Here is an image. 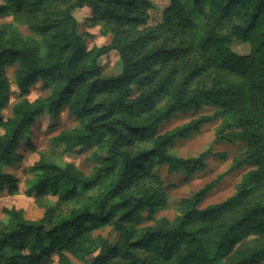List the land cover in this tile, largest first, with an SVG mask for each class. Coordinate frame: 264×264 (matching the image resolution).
Instances as JSON below:
<instances>
[{
  "label": "trees",
  "instance_id": "1",
  "mask_svg": "<svg viewBox=\"0 0 264 264\" xmlns=\"http://www.w3.org/2000/svg\"><path fill=\"white\" fill-rule=\"evenodd\" d=\"M0 1V15L31 34L0 24V193L19 194L3 168L44 113L58 119L66 110L78 122L52 146L106 151L88 175L40 155L23 194L57 203L37 221L2 210L0 264H52V255L56 264H264V0H169L153 27L149 0ZM85 5L111 36L107 45L86 47L72 14ZM234 41L249 52L236 54ZM112 51L121 73L104 76L100 59ZM12 66L18 100L4 118ZM39 81L49 93L31 101ZM203 105L215 108L211 117L159 133L174 115ZM216 119L217 141L246 146L232 169H254L220 203L199 207L219 176L182 198L174 219L139 226L145 212L167 206L157 168L187 175L204 168V156L172 154L174 141ZM106 227L116 235L111 243L93 235Z\"/></svg>",
  "mask_w": 264,
  "mask_h": 264
},
{
  "label": "rangeland",
  "instance_id": "2",
  "mask_svg": "<svg viewBox=\"0 0 264 264\" xmlns=\"http://www.w3.org/2000/svg\"><path fill=\"white\" fill-rule=\"evenodd\" d=\"M151 8L149 10L150 18L147 26L153 27L161 22L163 11L169 7V0H149ZM1 2V1H0ZM73 17L78 24V32L83 38L88 49L97 46L107 45L110 41V35H102L99 25L92 21V10L88 6H84L73 11ZM13 22L18 32L23 36H30V32L25 25L15 23L11 15H0L1 23ZM232 50L239 55H245L249 52V46L239 42H232ZM103 66L104 76H118L121 73L122 64L118 55L112 51L100 59ZM16 66L6 67L5 73L8 78L9 103L2 112L4 118L10 115L12 105L18 100L17 90L13 84L14 71ZM49 90L43 88V82L39 81L31 87L27 98L31 101L38 97L46 96ZM215 112V108L203 105L197 110H190L174 115L169 121L159 126V133L170 131L175 128L182 127L185 124L193 122L202 117H211ZM220 120L216 119L212 122L203 124L197 131L191 132L182 139L174 141L170 148V152L180 158H198L203 157L204 168L195 171L192 175L180 169L178 172L170 173L166 166L157 168V175L160 179L161 186L167 198V206L164 209L157 210L149 216L144 213L143 221L139 226L152 225L155 220L165 217L169 220L174 219L178 215V203L182 198L190 196L198 191L205 184L214 181L217 177H221L219 183L205 197L200 208L220 203L235 193L237 185L242 177L252 171L254 167L243 165L238 169H232L234 162L239 160L246 151L245 143L242 142H221L216 140V132L220 127ZM78 122L72 114L64 110L58 119L52 118L48 113L37 117L30 128L28 136L20 142L15 152V160L13 163L4 166V172L12 175L19 187V194L9 195L6 191L0 193V220L4 219L2 210L4 208H15L22 210L27 220H40L45 210L54 206L57 199L47 196L37 200L35 195L25 196L24 183L31 177L30 168L39 160L40 155L44 154L47 160L61 164H72L78 170L88 175L92 172L94 166L100 164L96 156L104 157L106 151L96 146L76 147L70 151H66L63 146H52L51 139L57 136L62 130L77 128ZM148 146V145H147ZM87 195H93L87 194ZM94 236H101L108 243L116 239V235L111 232L110 227L97 230ZM74 264H87L86 262L71 258ZM52 264H56V257L52 255Z\"/></svg>",
  "mask_w": 264,
  "mask_h": 264
}]
</instances>
